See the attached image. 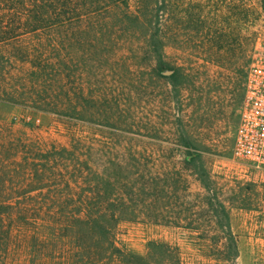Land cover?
Wrapping results in <instances>:
<instances>
[{
    "label": "trees",
    "instance_id": "1",
    "mask_svg": "<svg viewBox=\"0 0 264 264\" xmlns=\"http://www.w3.org/2000/svg\"><path fill=\"white\" fill-rule=\"evenodd\" d=\"M147 4L0 0V105L116 129L117 102L89 96L86 77L75 76L90 74L89 62L108 64L107 56L122 46L120 39L134 38V29L145 23H137L145 9L152 48L151 102L163 123L167 97L159 82L170 83L179 99L191 70L186 73L165 51L169 35L179 32L172 0ZM247 9L253 10L251 5ZM190 118H196L194 112ZM175 122L176 144L170 150L175 170H167L162 161L153 175L141 180L144 175L136 179L131 173L140 175L144 165L121 163L115 132L99 137L73 133L62 142L17 132L11 122L0 119V264H185L178 247L165 241H150L145 253L116 244L117 227L140 222L141 215L205 242L208 259L237 264L230 200L214 188L215 176L193 133L181 127V120Z\"/></svg>",
    "mask_w": 264,
    "mask_h": 264
},
{
    "label": "rangeland",
    "instance_id": "2",
    "mask_svg": "<svg viewBox=\"0 0 264 264\" xmlns=\"http://www.w3.org/2000/svg\"><path fill=\"white\" fill-rule=\"evenodd\" d=\"M144 1L149 5V0ZM172 2V11L178 13L179 32L176 37L169 35L165 51L186 73H191L187 90L179 99L170 83L159 82L160 91L167 97L163 123L157 116L159 109L151 102L152 48L149 10L145 14V9L137 22L145 23L134 29V38L120 39L122 46L107 56L108 64L98 66L89 62L90 74L82 72V76H75L86 77L89 96L117 102L116 129L81 122L73 124L49 112L13 105H0V119L11 122L17 132L55 137L62 142L73 133L99 137L101 133L110 136L115 132L121 163L144 165L140 175L131 173L136 179L144 175L141 180L153 175L162 161L167 170H175L176 158H170V150L176 144L175 121L181 120V127L190 129L198 147L204 149L206 167L215 176L214 188L219 194L225 191L227 201L230 200V204L227 202L229 222L239 246L237 264H264V169L234 156L248 67L264 45V0ZM250 5L252 11L247 9ZM191 102L193 105L189 106ZM192 112L196 117L193 121L189 119ZM160 154L164 157L160 158ZM185 174L191 178L189 172ZM137 221L140 222H124L117 227L115 240L119 247L145 253L150 241H165L178 247L185 264H229L208 259L209 246L182 228L167 223L153 224L145 221L143 215ZM212 226L216 227L214 223Z\"/></svg>",
    "mask_w": 264,
    "mask_h": 264
},
{
    "label": "built area",
    "instance_id": "3",
    "mask_svg": "<svg viewBox=\"0 0 264 264\" xmlns=\"http://www.w3.org/2000/svg\"><path fill=\"white\" fill-rule=\"evenodd\" d=\"M234 156L264 169V45L248 67Z\"/></svg>",
    "mask_w": 264,
    "mask_h": 264
}]
</instances>
